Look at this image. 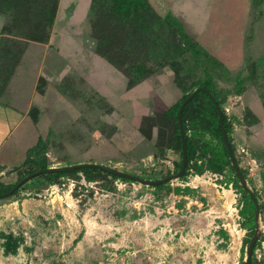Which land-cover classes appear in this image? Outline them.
<instances>
[{
	"label": "rangeland",
	"instance_id": "rangeland-1",
	"mask_svg": "<svg viewBox=\"0 0 264 264\" xmlns=\"http://www.w3.org/2000/svg\"><path fill=\"white\" fill-rule=\"evenodd\" d=\"M31 82L0 194L38 163L175 175L178 105L207 84L260 215L199 95L183 114L182 177L35 176L0 198V264H246L256 232L251 262L264 264V0H0V99H27Z\"/></svg>",
	"mask_w": 264,
	"mask_h": 264
},
{
	"label": "water",
	"instance_id": "water-1",
	"mask_svg": "<svg viewBox=\"0 0 264 264\" xmlns=\"http://www.w3.org/2000/svg\"><path fill=\"white\" fill-rule=\"evenodd\" d=\"M199 92H204L206 93L209 98L211 99V101L214 103L215 108L217 109L218 115H219V123H220V127H221V133H222V140L224 142L225 145V150H227L228 155H229V159L231 161L232 167L234 168L235 174L237 175L241 185L247 189L249 195L252 197L254 203H255V218L256 220H258L259 215H260V204L257 201L256 196L254 195L253 191H251V189H249L248 185H247V180L245 178V176L243 175V173L241 172L235 155L233 153V151L231 150V145L227 136V131L224 125V120H223V115H222V109L220 107V105L217 102V99L215 98V96L213 95V93L205 88V87H197L196 89H194L192 91V93H190L181 103V105L179 106V109L177 111V120H178V125H179V130H180V138H181V143H182V166L181 169L178 173H176L175 175L172 176H168L165 177L163 179H159V180H154V181H150V180H146L143 179L139 176L133 175V174H129L117 169H114L113 167L109 166V165H104V164H97V163H81V164H74V165H68V166H60V167H47V168H43L40 170L35 171L34 173H31L23 178H21L12 189L0 194V198L3 197H8L10 196L15 190H17L23 183L27 182L28 180H30L31 178L39 175V174H47V173H54V172H60V171H71V170H75L78 168H98V169H102L110 174L116 175L118 177H124V178H129L133 181L139 182L142 185H147V186H158L161 185L163 183H166L172 179L175 178H179L182 177L183 174L186 171V167H187V163H188V153H187V148H186V137H185V131L183 128V124H182V113L183 110L185 108V106L193 99V97L199 93ZM258 240V234L257 232L253 235V237L251 238L249 245L246 249V264H251V257L256 245V242Z\"/></svg>",
	"mask_w": 264,
	"mask_h": 264
},
{
	"label": "trees",
	"instance_id": "trees-1",
	"mask_svg": "<svg viewBox=\"0 0 264 264\" xmlns=\"http://www.w3.org/2000/svg\"><path fill=\"white\" fill-rule=\"evenodd\" d=\"M202 87H205V88H207V89H209L208 88V85L207 84H204ZM210 90V89H209ZM211 91V90H210ZM212 92V91H211ZM190 93H192V92H190ZM189 93V94H190ZM213 93V92H212ZM188 94V95H189ZM188 95H186V96H184L183 98H182V100H181V102L179 103V105H178V108H177V110L179 109V106L181 105V103L183 102V100L188 96ZM199 95H203V96H205L207 99H208V101L210 102V104H211V107H212V110H213V112H214V120H215V123H216V127H217V131H218V134L221 136V138H222V133H221V127H220V123H219V115H218V112H217V109L215 108V105H214V103L211 101V99L209 98V96L206 94V93H204V92H199V93H197L194 97H193V99L192 100H194L197 96H199ZM213 95H214V93H213ZM215 96V95H214ZM216 98V97H215ZM191 100V101H192ZM190 101V102H191ZM189 102V103H190ZM188 105V104H187ZM186 105V106H187ZM186 106H185V108H186ZM185 108H184V110H183V113H182V124H183V128H184V118H183V114H184V112H185ZM9 112V111H8ZM9 113H11V111L9 112ZM222 115H223V120H224V125H225V128H226V131H227V133H228V123H227V121H226V117H225V114H224V111H222ZM185 137H186V134H185ZM41 142V139H39V141L38 142H36L37 144L35 145V147L33 148V150H32V152L33 153H35V152H37L38 150H39V148H40V143ZM222 143H223V145H224V142H223V140H222ZM180 145L182 146V143H181V138H180ZM181 146H180V148H181ZM223 150L225 151V153H226V156L229 158V155H228V152H227V150H225V145H224V147H223ZM181 154H182V148H181ZM230 160V159H229ZM38 165V170H40V169H43L44 167L45 168H47L46 167V165L44 164H42V163H38L37 164ZM181 166H182V162H181ZM233 168V167H232ZM99 170V171H102V172H106V171H104V170H102V169H98V168H78V169H75V170H71V171H60V172H54V173H47V174H39V175H37V176H41V177H47V178H52V177H58V176H62V175H64V174H67V173H73V172H79V171H83V170ZM37 171V170H36ZM233 171H234V168H233ZM35 172V171H34ZM34 172H32V173H34ZM106 173H108V172H106ZM234 173H235V171H234ZM31 174V173H30ZM110 176H113V177H117V178H122V179H124V180H128V181H133V180H131V179H129V178H124V177H118V176H116V175H113V174H110V173H108ZM20 180V179H19ZM18 180V181H19ZM17 181V182H18ZM16 182V183H17ZM15 183V184H16ZM26 183V182H25ZM25 183H23L17 190H15L10 196H14V195H16V193L18 192V190L21 188V187H23V185L25 184ZM15 184H13L12 186H10L9 188H7V190H5L4 192H6V191H8V190H10V189H12L13 187H14V185ZM164 184V183H163ZM246 191H247V189H246ZM4 192H2V193H4ZM1 193V194H2ZM247 193H248V191H247ZM248 195H249V193H248ZM249 197H250V199H251V203H252V207H253V210H255L256 209V207H255V203H254V201H253V199H252V197L249 195ZM251 264H252V262H251Z\"/></svg>",
	"mask_w": 264,
	"mask_h": 264
},
{
	"label": "crops",
	"instance_id": "crops-1",
	"mask_svg": "<svg viewBox=\"0 0 264 264\" xmlns=\"http://www.w3.org/2000/svg\"><path fill=\"white\" fill-rule=\"evenodd\" d=\"M35 90V84H33V82H31V89L29 90V95L27 97V99H17L14 103H6V101L1 98L0 99V141L2 139V137L4 136V134L6 133L8 126L12 123V120H15L16 117L19 115H22L21 120L19 121V123L17 124V126L15 127V129L13 130L12 133H10V135L8 136V138L6 140H3L2 143H0V150L2 147H4L6 144H9L10 139L13 138V143L16 144L15 139L18 138L19 139V131H15L17 130L20 125L24 124L26 121V116H25V108H28V105L31 104V93ZM3 104V105H2ZM8 111H11V113H9ZM15 123V122H14ZM12 126V124H11ZM10 127V126H9ZM16 132V133H15Z\"/></svg>",
	"mask_w": 264,
	"mask_h": 264
}]
</instances>
